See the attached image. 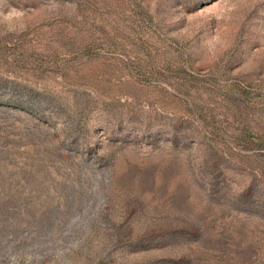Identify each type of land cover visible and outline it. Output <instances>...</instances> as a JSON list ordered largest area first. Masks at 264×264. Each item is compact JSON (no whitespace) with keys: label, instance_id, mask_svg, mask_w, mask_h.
<instances>
[{"label":"rangeland","instance_id":"374dc122","mask_svg":"<svg viewBox=\"0 0 264 264\" xmlns=\"http://www.w3.org/2000/svg\"><path fill=\"white\" fill-rule=\"evenodd\" d=\"M0 264H264V0H0Z\"/></svg>","mask_w":264,"mask_h":264}]
</instances>
